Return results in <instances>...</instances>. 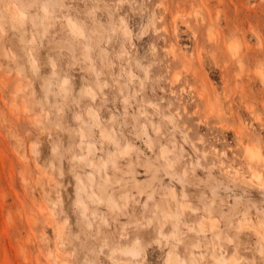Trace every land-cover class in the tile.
<instances>
[{
    "label": "rangeland",
    "instance_id": "rangeland-1",
    "mask_svg": "<svg viewBox=\"0 0 264 264\" xmlns=\"http://www.w3.org/2000/svg\"><path fill=\"white\" fill-rule=\"evenodd\" d=\"M261 244L264 0H0V264Z\"/></svg>",
    "mask_w": 264,
    "mask_h": 264
},
{
    "label": "bare ground",
    "instance_id": "bare-ground-1",
    "mask_svg": "<svg viewBox=\"0 0 264 264\" xmlns=\"http://www.w3.org/2000/svg\"><path fill=\"white\" fill-rule=\"evenodd\" d=\"M68 24H69V26H70V28H71V30H72V32L74 31V34H75V29H74V27H72V25H71V23L68 21ZM233 45V44H232ZM231 45V46H232ZM234 46V45H233ZM230 47V46H229ZM235 47V46H234ZM236 48V47H235ZM234 48V49H235ZM231 49V48H230ZM231 50H233V49H231ZM172 51H173V49H172ZM236 52V51H235ZM32 64V67H35V65L33 64V63H31ZM186 70H187V68H186ZM99 85H98V87L99 86H102V84L99 82L98 83ZM100 88V87H99ZM88 90V89H87ZM86 91V90H85ZM86 92H88V91H86ZM89 93H91V91H89ZM93 117V116H92ZM86 122H88V124H89V120L87 121L86 120ZM94 124H98V120L94 117L93 118V120H92V124H89V127L90 126H93ZM82 135H84L83 133H82ZM101 136L102 137H107V138H112L113 140H115V142H116V138L114 137V135H113V133H105V132H101ZM93 149L94 148H89L88 150L89 151H93ZM245 151H246V154L249 156V158L251 159V160H253V158H256V157H259V152H258V150H256V149H252V148H250V147H246V149H245ZM165 155H166V151L165 150H162V157H165ZM168 164H170L171 165V163H170V161H168ZM95 165H96V163H95ZM98 168H99V166H97ZM169 168V167H168ZM100 169V168H99ZM252 175H254V174H252ZM255 176L257 177V178H259V176L258 175H256L255 174ZM83 189V188H82ZM79 190H81V188H80V185H79ZM108 199H107V201L110 203V204H112V205H115L116 203H115V200H114V198H113V196L112 195H109L108 197H107ZM103 200V199H102ZM194 210V209H193ZM163 212V215H164V218L165 217H175V218H178V216H179V213L178 212H169V211H163V209H162V211H161V213ZM82 214H83V212H82ZM33 220H35V219H33ZM213 227V226H212ZM192 228V227H191ZM201 228H202V226H201ZM203 231V230H202ZM98 233V232H97ZM64 244V243H63ZM139 239L137 238L135 241H134V243H132L131 245H128V246H124V247H121V250L124 252V253H126V254H129L130 256H132V257H134V258H137L139 255H140V249H139ZM119 245V244H118ZM259 251L261 252V253H263L264 254V248H263V246H262V244L261 245H259ZM171 255V254H170ZM109 256H111V255H109ZM174 258V257H173ZM175 259V258H174ZM217 260V259H216ZM242 260V259H241ZM176 261V260H175ZM217 261H219L218 263H220V264H228L229 262L231 263H233V264H239V259L237 258V257H226V256H224L223 254H222V256L220 257V258H218V260ZM67 262V261H66ZM169 262H171V261H169ZM168 262V263H169ZM127 263V262H126ZM198 263V259H197V257H196V255L192 252L191 253V255H190V263L189 264H197ZM65 264H67V263H65ZM128 264H132L130 261H128ZM183 264H185V263H183Z\"/></svg>",
    "mask_w": 264,
    "mask_h": 264
}]
</instances>
